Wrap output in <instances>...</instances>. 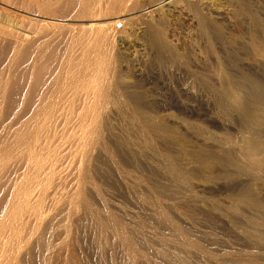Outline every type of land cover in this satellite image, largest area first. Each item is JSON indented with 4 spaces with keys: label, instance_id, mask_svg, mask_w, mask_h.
Returning a JSON list of instances; mask_svg holds the SVG:
<instances>
[{
    "label": "bare ground",
    "instance_id": "bare-ground-1",
    "mask_svg": "<svg viewBox=\"0 0 264 264\" xmlns=\"http://www.w3.org/2000/svg\"><path fill=\"white\" fill-rule=\"evenodd\" d=\"M119 34L135 36L128 43L135 72L141 52L153 55L151 64L176 70L177 130L122 83L128 75L116 66L122 57L110 41ZM77 44L83 46L75 55ZM19 63H27L26 71L17 75ZM82 68L89 75L72 78ZM27 75L21 99L15 93L4 99ZM119 91H129L126 100L138 104L129 107L130 119L166 148L177 144L174 158L157 156L159 171L176 183V204L207 211L210 222L234 234L237 250L212 252L215 264H264V0H0V107L7 104L0 109V232L11 237L0 264H17L14 254L29 244L24 231L35 229L44 233L41 245L51 248L50 259L52 243L70 237L86 217L98 247L111 233L130 264L137 263L135 240L89 198L97 175L108 173L101 164L113 161L100 127L111 130L105 117ZM187 99L203 102L189 107ZM211 107L215 116L207 113ZM186 126L204 136L205 145H189ZM130 146L114 137L115 155L133 166ZM199 177L225 195L205 201L192 182ZM163 216L172 233L186 239L175 241L203 252L189 230Z\"/></svg>",
    "mask_w": 264,
    "mask_h": 264
},
{
    "label": "rangeland",
    "instance_id": "rangeland-1",
    "mask_svg": "<svg viewBox=\"0 0 264 264\" xmlns=\"http://www.w3.org/2000/svg\"><path fill=\"white\" fill-rule=\"evenodd\" d=\"M79 20L82 22L78 23L83 24L91 22L89 19H75L74 21L77 22ZM125 30L130 32L128 28H125ZM134 32L137 34L138 30L134 29ZM121 35L119 34V36L114 37L115 39L111 38L112 40L110 41L112 44L114 43L115 46L117 45V51L122 57L116 65L121 68L122 73L119 71V68L118 72L121 73V75L123 74L122 76L128 75L122 83L124 85L129 83L131 88L128 86V89H133L132 91L134 94L138 92L143 94V97L138 104L141 103L147 109L149 108L148 110L153 111V113L159 112L157 115L160 114L161 118L168 121V123L172 124L177 130L180 123L178 122L176 107L180 102V98H177L179 96H177L178 93H176L175 88V84L178 79L177 72H175L176 70L174 68H162L156 64H151V61L154 60L151 57L153 55H151V53L149 54V52H145L146 54L144 53L145 55H143V52H141V54L139 53L138 55V60L140 61H138L137 66L139 68L135 67L139 69H137L139 73L137 70L136 73L129 65L131 55V48L129 46L130 42L134 41L135 38L133 37L135 36L133 35L132 37L131 35L129 37H125L124 35ZM81 46L83 45L77 44L74 46L76 50L75 55H78V50ZM58 47L62 51L65 47L64 42H61ZM76 60L78 61L80 58H77ZM26 64L27 63H19L17 65V75L25 73ZM86 74L89 75V72L84 71L83 68L78 69L77 73H75L72 78H81ZM28 76L29 75L26 76L24 83L22 84L23 87L17 88L16 91L12 90L11 92H6L4 99L10 101L9 97L11 93H15L13 96H18L21 99L25 89V83L29 78ZM64 83H66L64 87H68L70 85L68 78L64 79ZM120 93L122 92L119 91V93H117L118 96L115 94L114 98L117 96L116 99H113L115 101L112 100V103L109 104L110 108L108 107L109 109L112 108V110H107L109 116L107 115L108 117H105V119H108H106V121L111 130H107L104 126L100 127L101 139L108 145L113 156H110V158H112L110 160L113 161L111 163L108 161L101 164L102 169H105L108 173L97 175L95 182L96 189H94V192H89V198L91 197L90 201H92V204H94V208H96L97 211L101 213L108 212L114 218L115 222L120 224L127 234L135 240L136 246L139 250V257L137 263H135V261L133 264H215L216 262L210 257L211 253L214 252L217 254L218 252V255H220L222 252L221 250H234L235 248L233 247L237 245L233 244L234 234L231 232V235L229 234L230 231L227 228L210 222L207 211L187 210L176 204V183L173 180L167 179L159 171L161 165L157 162V156L159 154L168 153L169 156L174 158L177 154V144L174 145V147L172 146L171 148H166L167 146H165L162 140L145 132L143 128H140L139 122H137L138 120L134 118L133 115L131 120V110L129 107H132L133 104L137 103H133L132 101L131 103L129 100H126L129 99V91L128 94L122 93V96L119 95ZM30 99L32 98L29 96V100ZM185 101H187L186 104L189 103V107H191L194 103L201 105L203 102L200 99L198 100L199 102L194 101V103L192 102V99H187ZM126 102L127 105L129 104L128 107L124 106ZM4 105L5 100L1 104L0 109ZM5 106H7V104ZM207 110H209V108ZM213 110L215 109L211 107L210 110L207 111V113H209L208 115L215 116V111ZM2 118L3 115L0 116V119L3 121ZM103 121L105 120L101 119V117L98 119V122H100L99 124L101 125H104L105 122L103 123ZM132 122L134 123L132 124ZM186 129L188 130L187 126ZM214 130L215 131L212 130L214 133H221L219 132V129L217 130V128ZM188 131H186L187 135L189 134L188 139H190L191 143H193L191 144L189 141V145H195L194 143L196 142L197 145H200V142H202V145L200 146H203V143L205 145L206 139L204 136H199L195 130L189 129ZM115 136L127 139V141L131 144V150L134 152L136 157L135 165L132 166L128 160L124 161L121 157L120 159L117 155H115ZM150 145L152 146L150 147ZM214 163L215 162L210 161L209 165L212 166ZM258 181L259 180H257V182ZM192 182L195 188L199 191L198 194H202L200 197L205 201H209L214 197H222L225 195L222 191H214L215 186L201 177L193 179ZM156 184L158 185V190L151 191ZM79 214L80 212L77 216L75 215V218L71 221L75 226V222L78 219ZM163 214L166 215L165 217L170 218L174 225L180 227L183 231L189 230L191 235H193L191 236L192 239L203 249V252L195 251L191 248L189 249L188 247L186 248L181 241L176 240V243L175 239H186L180 236L176 237V235L172 233L163 221ZM86 218L81 220V222H83L80 227H76L77 230L76 228L75 230L72 228L73 233H70V237H67L68 239L60 238L52 243L53 249L51 257L50 259L48 257L50 261H48L47 255L51 248L47 251L42 246L43 244L41 245V243H43L41 241L45 238L44 233L41 232L42 230L35 229L36 231H24L25 237H28L27 239H29V244L27 245L26 243L23 246L24 248L21 247V252L14 254L15 259L18 257L16 263L18 261L17 264H130L131 262L127 260L120 248L117 247V243L113 242L115 239L111 233L107 234V240L109 241L108 243L105 241L106 246L103 244L105 249L104 247L102 248V246L98 247V245L94 243L95 231L90 219ZM73 224L72 226H74ZM185 236L190 238L189 235L185 234ZM35 240L37 242H35ZM10 242L11 237L0 232V260H3V258L6 257V248L9 246ZM113 244L116 248H112V250L111 247L114 246ZM181 244L186 248V250L185 248H182L183 246ZM237 247L238 245L236 248ZM229 248L231 250H229ZM187 249L189 251H187ZM114 250L115 252L113 253ZM236 250L237 249L234 251ZM140 253H142V255L147 259H145ZM1 256L3 257L1 258ZM246 259L247 256L244 260H242L243 263L247 261Z\"/></svg>",
    "mask_w": 264,
    "mask_h": 264
}]
</instances>
